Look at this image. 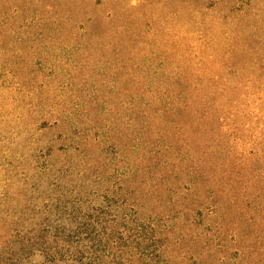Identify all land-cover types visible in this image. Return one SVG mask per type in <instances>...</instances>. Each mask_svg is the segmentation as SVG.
Segmentation results:
<instances>
[{
  "label": "rangeland",
  "instance_id": "obj_1",
  "mask_svg": "<svg viewBox=\"0 0 264 264\" xmlns=\"http://www.w3.org/2000/svg\"><path fill=\"white\" fill-rule=\"evenodd\" d=\"M139 51L202 52L237 111L209 101L197 145ZM256 85L264 0H0V215L107 230L109 264H264Z\"/></svg>",
  "mask_w": 264,
  "mask_h": 264
},
{
  "label": "trees",
  "instance_id": "obj_2",
  "mask_svg": "<svg viewBox=\"0 0 264 264\" xmlns=\"http://www.w3.org/2000/svg\"><path fill=\"white\" fill-rule=\"evenodd\" d=\"M139 52L151 54L152 59L155 56L154 60L159 70L167 73L166 81L171 85L172 94L186 102L189 117L188 139L195 140L198 145L196 137L199 131L203 130L201 120L205 118L204 116H208L211 120L219 119L216 118L215 102L229 101L235 104L236 101L232 100L233 93L239 88H230L226 84L220 85L216 82L218 76L215 71L208 72L205 69L204 55L200 51ZM156 52L162 55L159 57ZM252 89L260 94L261 98L257 100L254 110L262 116L264 86L256 85ZM220 109L223 114L237 111L236 104L234 107L221 105ZM196 115L198 118L194 119L193 116ZM208 130L215 133L216 127H209ZM190 150L193 152L194 147L191 146ZM252 172L254 175L261 173L264 176V166L261 170L256 167ZM12 228L13 224L9 225L3 215H0V264H33L34 258H38L42 264H109L105 253L108 235L107 230L102 228L91 230L86 227L52 232L17 231Z\"/></svg>",
  "mask_w": 264,
  "mask_h": 264
}]
</instances>
